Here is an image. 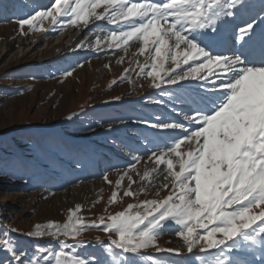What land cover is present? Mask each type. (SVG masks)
<instances>
[{
    "label": "snow or ice",
    "instance_id": "obj_1",
    "mask_svg": "<svg viewBox=\"0 0 264 264\" xmlns=\"http://www.w3.org/2000/svg\"><path fill=\"white\" fill-rule=\"evenodd\" d=\"M248 7L245 0H54L50 8L18 19L21 30L27 25L39 31L48 30L42 25L49 19L62 30L59 17L70 18L71 26L89 28L91 23L89 31H98V50L103 45L127 54L130 41H142L133 55L147 53V57L143 64L138 59L131 63L140 69L138 76L150 78L151 87L161 90L160 95L173 97L170 87L162 86L183 88L181 82L189 80L201 82L203 89L194 96L175 95V101L184 105L177 118L143 121L166 139L149 141L154 147L148 150V160L156 167L143 175L137 171L141 181L147 182L139 191L167 190L171 184L170 194L162 200L129 204L91 223L77 216L81 210L77 205L63 224H36L28 235L52 236L61 249H37L47 253L44 261L51 256L54 264H99L74 251L77 244L85 243L76 240L83 231L98 228L116 236L110 235L107 245L97 238L107 253V264H138L141 250L148 248L180 255V248L158 246L165 230L183 241L188 254L194 255L199 248L204 254L195 257L199 264H247L233 255L239 249L260 251L264 264V27L258 25L257 16L243 19ZM100 8L103 11L98 12ZM101 21L114 27L105 31L97 23ZM260 24L264 25V17ZM117 62H123V57ZM140 160L134 157L130 169L135 170ZM159 173L164 174L153 183L154 174ZM125 176L129 183L123 196L135 197L131 190L135 181L128 171L116 185L119 188ZM116 198L113 192L111 201ZM173 224L178 227L173 229ZM7 236L8 230L0 235V250L11 254L7 264H40L18 251ZM67 238L75 243L69 245Z\"/></svg>",
    "mask_w": 264,
    "mask_h": 264
},
{
    "label": "rangeland",
    "instance_id": "obj_2",
    "mask_svg": "<svg viewBox=\"0 0 264 264\" xmlns=\"http://www.w3.org/2000/svg\"><path fill=\"white\" fill-rule=\"evenodd\" d=\"M41 2H14L7 11L0 4V44L7 42L6 49L0 52V235L8 230L7 239L18 251L23 250L40 264H54L51 256L44 261L42 257L47 253L37 249L59 252L60 245L52 236L28 235L36 224H63L69 210L77 205L81 206L77 216L91 223L123 211L129 204L162 200L170 194L171 184L167 190L149 187L145 193L139 191L147 182L141 181L137 171L143 175L146 169L156 167L148 160V150L154 147L149 141L166 139L163 132L143 121L177 118L184 105L175 101V95L194 96L203 89L201 82L189 80L181 82L183 88L162 86L170 87L173 97L160 95L161 90L151 87L150 78L138 76L140 69L131 63L134 59L144 63L147 53L133 55L142 41H130L127 54L103 45L98 50V31H89L91 23L89 28L82 27L80 33L67 24L70 18L64 20L63 27L70 28L73 43L66 38L61 49L43 50L44 40L60 35L64 29L59 25H42L48 30L39 31L25 25L21 30L17 23L20 18L50 8L54 0L39 5ZM245 3L249 7L243 19L257 16L258 25L264 27L260 24L264 0ZM97 23L103 26V21ZM112 27L103 26L105 31ZM23 35H34V39L24 41ZM121 57L123 62L118 63ZM125 68H129L127 73ZM67 71L72 74L63 75ZM125 76L127 79L122 78ZM137 156L141 160L131 170ZM125 171L135 181L131 185L135 197L123 196L129 183L127 176L119 188L116 185ZM163 174H154L153 183ZM113 192L117 193L115 202L111 201ZM139 211L143 213L144 209ZM176 227L172 225L173 229ZM110 235L116 238L98 228L83 231L76 240L85 243L75 246V254L107 264V253L99 242L107 245ZM66 243L75 242L67 238ZM157 244L162 249L180 248L181 254L143 249L138 264H199L195 257L204 255L199 248L193 250L194 255L188 254L183 241L169 230H165ZM233 255L247 264H261L262 254L258 250L239 249ZM9 260L11 254L0 250V264Z\"/></svg>",
    "mask_w": 264,
    "mask_h": 264
},
{
    "label": "bare ground",
    "instance_id": "obj_3",
    "mask_svg": "<svg viewBox=\"0 0 264 264\" xmlns=\"http://www.w3.org/2000/svg\"><path fill=\"white\" fill-rule=\"evenodd\" d=\"M21 1H27V0H0V4H1V7L3 8L2 10L3 11H7V10H9V6L12 4V3H14V2H21ZM156 2H162V0H156ZM4 3V4H3ZM25 4V3H24ZM4 6H6V7H4ZM256 12V11H255ZM254 12V13H255ZM252 16V15H251ZM59 19L63 22L64 20H66V19H68V17H59ZM103 24V26H111V25H108L106 22H103L102 23ZM43 26H49V27H51L52 26V24H51V21H50V19L49 20H45L44 22H43ZM57 27V26H56ZM83 27V25H80V26H73L72 28H73V31L74 30H77V31H79L80 33H81V31H80V29ZM47 28V27H46ZM55 28V27H54ZM64 29V30H63ZM62 32H61V34L60 35H58V36H54V37H47L45 40H44V42H45V47L43 48V50H45V49H49V48H56V49H61V44H62V42H63V40H65L66 38H69V40H72V39H74V38H72V36H71V33H70V28H65V27H63L62 28ZM79 33V34H80ZM21 39H24V41H27L28 42V40L29 41H32L33 39H34V35H30V36H28V37H26V36H22L21 37ZM22 41V40H21ZM72 43H73V40H72ZM39 44V43H38ZM6 45H7V42L5 41V42H3V43H1L0 44V52H2L4 49H6ZM217 47V50H221V51H223L224 49L223 48H220L219 46H216Z\"/></svg>",
    "mask_w": 264,
    "mask_h": 264
},
{
    "label": "built area",
    "instance_id": "obj_4",
    "mask_svg": "<svg viewBox=\"0 0 264 264\" xmlns=\"http://www.w3.org/2000/svg\"><path fill=\"white\" fill-rule=\"evenodd\" d=\"M42 1H44L45 3H47L49 0H42Z\"/></svg>",
    "mask_w": 264,
    "mask_h": 264
}]
</instances>
